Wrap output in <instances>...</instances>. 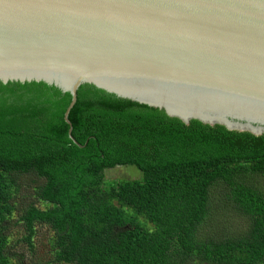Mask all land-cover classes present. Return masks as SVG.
I'll return each instance as SVG.
<instances>
[{
	"label": "trees",
	"instance_id": "trees-1",
	"mask_svg": "<svg viewBox=\"0 0 264 264\" xmlns=\"http://www.w3.org/2000/svg\"><path fill=\"white\" fill-rule=\"evenodd\" d=\"M0 82V264H15L8 223L21 179L42 206H26L20 240L36 226L66 264H264V133L227 129L81 84ZM133 165L136 179L103 185ZM217 194L240 217L215 211ZM214 203V205H213ZM214 211V212H213ZM142 218V219H141Z\"/></svg>",
	"mask_w": 264,
	"mask_h": 264
},
{
	"label": "water",
	"instance_id": "water-1",
	"mask_svg": "<svg viewBox=\"0 0 264 264\" xmlns=\"http://www.w3.org/2000/svg\"><path fill=\"white\" fill-rule=\"evenodd\" d=\"M81 84L264 133V0H0V82Z\"/></svg>",
	"mask_w": 264,
	"mask_h": 264
},
{
	"label": "rangeland",
	"instance_id": "rangeland-1",
	"mask_svg": "<svg viewBox=\"0 0 264 264\" xmlns=\"http://www.w3.org/2000/svg\"><path fill=\"white\" fill-rule=\"evenodd\" d=\"M140 177V171L133 165H119L112 169L104 171L103 185L107 187L110 184H116L120 179H136ZM252 181L256 184L264 185V177H253ZM34 185L36 181L32 177H24L21 179V185L16 195V212L8 223L7 234L10 239L9 250L15 253L13 256L15 264H66L64 262L57 263L54 260L53 248L50 238L52 232L46 226H36V234L33 236V247L29 248L20 240V231L24 229L20 219L26 206L30 203H35L38 207L42 206L41 201L36 199L34 194ZM220 194H217L214 203L219 201ZM213 203V205H214ZM227 202L224 196H221V203L213 206L215 211L225 213L231 217H240L231 207H226ZM214 212V211H213ZM142 219V218H141Z\"/></svg>",
	"mask_w": 264,
	"mask_h": 264
}]
</instances>
